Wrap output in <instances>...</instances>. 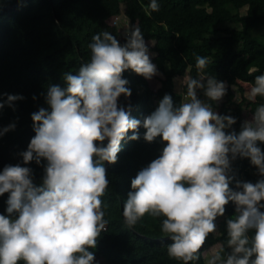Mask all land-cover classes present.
<instances>
[{
    "label": "clouds",
    "instance_id": "obj_1",
    "mask_svg": "<svg viewBox=\"0 0 264 264\" xmlns=\"http://www.w3.org/2000/svg\"><path fill=\"white\" fill-rule=\"evenodd\" d=\"M158 10V0H149L146 13ZM123 35L120 43L108 31L94 34L88 61L75 74H63V88L49 86L47 108L31 114L34 135L19 155L23 165L44 161L41 183L35 185L32 169L21 164L0 170V195L8 193L0 214V264H93L89 249L107 224L100 199L109 184L103 162H116L121 140L129 130L127 139L136 140L138 126L145 141L159 136L162 147L130 180L124 223L131 227L146 213L162 217L161 231L171 241L168 255L189 264L231 201L228 251L222 245L207 264H264V151L257 144L264 143V103L238 132L228 130L235 117L217 113L198 96L218 102L225 82L204 73L209 60L197 55L198 76L185 78L184 102L174 106L165 94L149 115L132 118L118 105V97L130 95L122 73L130 69L150 79L157 69L140 28L130 25ZM4 95L0 107L23 99ZM257 96L264 98V73L248 91L250 101ZM12 128L0 129V135ZM237 157L248 158L259 178L236 181L233 189L231 162Z\"/></svg>",
    "mask_w": 264,
    "mask_h": 264
},
{
    "label": "trees",
    "instance_id": "obj_2",
    "mask_svg": "<svg viewBox=\"0 0 264 264\" xmlns=\"http://www.w3.org/2000/svg\"><path fill=\"white\" fill-rule=\"evenodd\" d=\"M86 1L0 0V101L6 99L4 94L23 97L14 101L12 107H0V129L14 124V128L0 135V170L5 165L30 167L37 186L44 161L40 165L32 161L23 165L19 154L34 135L31 114L47 108V88H63V74H75L89 59L88 45L91 37L100 32V23L84 13ZM148 3L149 0H99L92 5V13L104 21L120 15L130 25L139 20L148 52L163 74L159 88L152 91L143 76L125 70L122 78L127 81L125 87L130 89V95L118 97V105L127 107L132 118L142 120L155 110L154 104L158 106L165 94L174 106L182 103L186 82L177 92L174 81L198 76L195 57L199 55L209 60L204 73L225 82L226 87L237 88L239 101L226 91L222 103L216 105L212 101V105L217 113L235 117L236 122L228 130L238 132L241 122L251 119L255 108L264 103L260 96L255 101L247 100L240 86H252L254 78L264 73V0H158L159 10L150 14L146 13ZM222 25L234 27L223 29ZM198 96L201 98L202 93ZM135 131L136 140L127 139L132 130L121 140L115 163L103 162L109 184L100 199L107 224L95 247L89 250L108 264H182L168 255L171 241L161 231L162 217L146 213L131 227L124 223L122 207L131 190L130 180L159 155L162 147L159 136L147 142L143 127L138 126ZM257 144L264 151V143ZM230 175L229 188L233 189L236 181L255 183L259 178L248 158L239 157L231 162ZM7 196L8 193L0 195V214H5ZM224 209V214L214 221L216 226L222 217L234 218L231 201ZM227 239L226 228L219 236L215 231L209 233L197 258L189 264H206L200 253L215 245L225 246L227 252Z\"/></svg>",
    "mask_w": 264,
    "mask_h": 264
},
{
    "label": "rangeland",
    "instance_id": "obj_3",
    "mask_svg": "<svg viewBox=\"0 0 264 264\" xmlns=\"http://www.w3.org/2000/svg\"><path fill=\"white\" fill-rule=\"evenodd\" d=\"M99 0H87L84 4H83V11L84 13L88 14L89 18H91V20L93 22H99L100 23V32L102 31H108L110 33H112L113 35H115L116 39L118 40V42L120 43H123L124 42V35L123 33L125 31L128 30L130 24L128 23L127 19L123 16V15H120L118 17H113V18H110L108 20H102L100 19L98 16L94 15L92 13V5L97 2ZM123 6V5H122ZM124 7V6H123ZM192 8L194 7L193 5L191 6ZM245 12V9H243L241 11L242 14H244ZM134 25L138 26L141 30V32L143 31V24L138 20ZM223 29H226V28H230V27H234L232 25H222ZM149 58H150V61L153 63L152 61V54H149ZM154 64V63H153ZM155 65V64H154ZM156 66V65H155ZM156 69H157V74L153 75L150 79H145L146 82H147V85L148 87L152 90V91H156L159 86H160V80L163 78V74L158 70L157 66H156ZM185 78H176L175 81H174V85H175V90L177 92L181 91L182 90V87L183 85L185 84ZM240 86L244 89L245 91V98L247 100L248 99V91H249V88L251 86L247 85V84H243V83H240ZM226 91L227 93L230 95V97L235 100V101H239L240 100V95H239V92L237 90L236 87H232V86H227L226 87ZM202 101H205V102H208L211 104V106L213 107L212 105V101H208L206 97L203 96L202 94V97L200 98ZM185 100V96H183V99H182V102H184ZM223 101V97L218 101V102H215L213 101V103H215L216 105H219L221 104ZM154 107H157V105L154 104ZM213 110H214V107H213ZM216 111V110H214ZM217 112V111H216ZM245 120H249V118H246ZM104 211V209H103ZM225 228V220L224 218H220L218 221H217V226H216V235L219 236L223 230ZM103 234V231H101V233L99 234L98 237H101V235ZM220 248V245H215L214 247L210 248L209 250H203L201 251V257L203 258V260L205 261V263L207 264V260L208 258L217 250H219ZM94 257V261H93V264H108L104 261V259L100 256H93Z\"/></svg>",
    "mask_w": 264,
    "mask_h": 264
}]
</instances>
